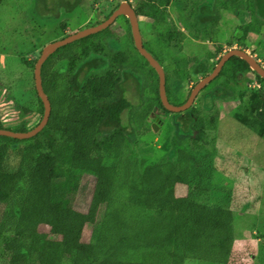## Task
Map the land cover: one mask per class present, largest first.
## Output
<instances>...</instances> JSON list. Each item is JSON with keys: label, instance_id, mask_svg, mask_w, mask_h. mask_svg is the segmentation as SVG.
<instances>
[{"label": "trees", "instance_id": "obj_1", "mask_svg": "<svg viewBox=\"0 0 264 264\" xmlns=\"http://www.w3.org/2000/svg\"><path fill=\"white\" fill-rule=\"evenodd\" d=\"M38 1L33 3L34 14ZM41 1L54 15L58 11L42 20L45 21L59 19L61 12L71 14L82 0ZM94 1L99 8H107L108 0ZM127 1L133 4L137 18L149 21L146 27L157 41L160 54L156 58L148 42L143 47L163 68L169 103L183 104L192 90L183 97L184 79L207 76L220 59V45L213 46L212 56L194 58L190 66L183 59L176 60L172 43H179L184 36L166 19L171 0ZM64 3L68 6L60 11L63 7L58 4ZM217 3L231 13L246 11L250 15V20L239 26L241 34L235 40L241 46L248 45L255 54L256 46L248 41L252 35L260 37L264 30V0ZM196 9L193 17L198 38L215 43L216 3L201 0ZM121 18L128 23L124 16ZM62 29H66L65 24ZM109 29L59 48L44 62L41 84L51 111L39 133L22 140L0 136V238L5 237L2 256L8 264H229L234 244L233 211L198 200L206 190L192 186L190 178L195 169H209L211 157L209 153L197 157L181 144L193 138L194 147L200 151L196 140L202 138L206 128L212 129V120L180 114L190 113L193 103L178 113L164 110L158 95V77L131 44L142 60L140 66L134 62V69L147 68L151 94L132 114L129 124H124L121 115L134 109L121 86L120 69L126 58L118 50L108 60L103 59L99 56L101 46L93 42L94 38L109 37ZM74 45L78 49L73 50ZM260 55L258 59L264 61V53ZM105 64L109 68L101 75H88ZM134 69L130 75L136 74ZM225 69L232 73L239 89L236 98L242 107L234 120L264 138V79L237 57H231L221 72ZM220 73L202 89L204 92L212 87V92L204 93V100L234 98L233 91L220 83ZM247 73H252L260 84L251 92L247 90ZM30 90L33 100L19 107L20 114L42 116L43 105L34 84ZM210 102L202 104L204 110L210 108ZM156 108L170 114L175 123L170 141L173 160H151L152 156L146 157L143 150L147 143L137 139L145 133L149 115ZM34 127L28 128L20 121L15 128H6L0 114V129L24 133ZM164 144L158 145L156 154L165 152ZM136 145L145 156L134 157ZM179 186L186 187L185 196L176 194ZM85 187L90 189L88 203L81 201ZM215 197L213 191L212 198ZM226 197L228 202L233 199ZM216 203L225 202L218 198ZM86 228L90 231L85 239Z\"/></svg>", "mask_w": 264, "mask_h": 264}, {"label": "rangeland", "instance_id": "obj_2", "mask_svg": "<svg viewBox=\"0 0 264 264\" xmlns=\"http://www.w3.org/2000/svg\"><path fill=\"white\" fill-rule=\"evenodd\" d=\"M48 1L50 2V0ZM200 1L171 0L166 8V19L184 36L179 43H172L174 59H183L190 66L194 58L203 59L212 56L215 44L221 47L220 56L233 48L251 54L248 45L241 46L235 40V37H239L241 34L239 26L248 22L250 15L246 11L231 13L218 4L217 0H209L210 3L212 1V4L216 3L218 17L216 42L211 43L210 39L198 38L199 32L194 26L193 15L197 11L196 6ZM41 2L39 0L38 4H35L36 14L32 13L34 0H2L0 4V114L6 128H15L20 121L25 122L28 128H32L42 118L38 114L22 116L19 107L24 104L29 105L33 100L30 89L34 84V68H31V64L39 58L43 47L82 29L94 26L97 22H102L111 8L118 6L121 2L129 3L130 1L108 0L105 5L107 8L104 9L99 8L98 3L94 0H82L71 14L61 12L63 14L60 13L59 19L45 21L42 20L48 19L50 14L54 15V12L48 11ZM56 2L58 3L60 0ZM58 5L59 8L63 7L60 11L68 6L65 3L63 6ZM48 8L50 9V6ZM57 13L58 11L55 15ZM147 22L149 21L146 19L138 18L142 41L144 44L148 42L154 46L155 49L151 48V45H147L157 58L156 54H160L157 53L159 52L156 48L158 47L157 41L146 27ZM62 24H65V30L62 29ZM128 28L127 21L118 17L110 26L109 37L93 39L94 43L101 46L99 53L101 58L108 60L112 53L118 50L126 58L120 69L121 86L125 91V97L134 107L132 111H125L121 115L122 122L127 125L132 114L138 112V107L147 99L146 95L151 94L147 68L138 71L134 69V62L138 61L140 66L142 60L132 48L133 40ZM258 40H260L259 45H256ZM229 42L232 47H229ZM248 42L256 46V53L251 55L264 68V61L258 59L261 56L260 53H264L262 48L264 46V30L260 37L252 35ZM72 49H78V45H74ZM160 58L162 59V57ZM166 63L167 61H165ZM107 68L109 66L105 64L98 70L89 71L88 75L93 73L101 75ZM133 69L136 74L132 75L131 73L130 75L129 72ZM61 70H65V65L61 67ZM109 70L115 71L112 68ZM172 70L173 68L170 69V71ZM220 76H222L220 83H225L228 89L233 91L234 98L215 99L210 102L208 99L204 100L203 97L205 92H212V87L209 86L204 92L201 90L193 101L190 113L184 111L180 114L182 113L181 115L184 117L189 114L193 118L211 119L212 127L210 128L212 129L206 128L202 138L196 140L197 145L201 147L200 151L194 147L193 138L181 139L183 140L181 144L186 152L196 153L197 157L204 156L205 153H209L211 157L210 168L195 169L194 175L192 174L190 178L192 186L198 185L206 190L198 200L204 204L222 205V207L233 211L234 244L229 264H264V138H259L253 131L234 120V114H237L242 107L240 106L241 102L236 98L239 89L229 70H223ZM246 77L250 80L247 85L248 91L251 92L259 88L260 84L252 73H247ZM197 79L200 81L203 77L187 76L184 79L183 97L199 82L196 81ZM243 99L246 100L247 96L245 95ZM204 102H210L208 110L203 109ZM151 114L153 117L149 115L147 120L149 125L145 129V133L137 139L147 143L143 150H146V157L152 156L151 160L157 162L163 157L173 160L174 155L170 141H172L176 128L172 116L157 108ZM179 121L182 122L181 119ZM152 124L156 125V132L152 130ZM163 141L166 147V149L164 148L165 152L156 154L158 145H162ZM133 150L136 159L145 156L140 150V145H136ZM106 161L108 162V157ZM198 174L201 177L197 176ZM186 190L185 186L182 188L179 186L176 189V194L185 196ZM213 191L216 194L214 199L212 198ZM89 195L90 189L86 188L81 201L88 203ZM226 195H230L233 199L228 202ZM218 198H222L225 203H216ZM89 231V228L85 229V239L88 237ZM4 238H0V264H8L6 258L1 254Z\"/></svg>", "mask_w": 264, "mask_h": 264}, {"label": "water", "instance_id": "obj_3", "mask_svg": "<svg viewBox=\"0 0 264 264\" xmlns=\"http://www.w3.org/2000/svg\"><path fill=\"white\" fill-rule=\"evenodd\" d=\"M124 16L129 23L130 31L132 35L133 45L134 48L137 50L140 56L144 58V60L148 63L149 67H151L157 77H158V95L160 103L164 110L178 113L180 111H184L187 108H189L194 99L196 98V95L209 83L211 82L219 73L221 72L224 64L231 58V57H237L241 60H243L249 68L257 74L260 78L264 79V68L249 54L244 52L243 50L239 49H231L225 52L220 59L218 60L217 64L213 68V70L205 76L202 80H200L191 90L187 100L181 104V105H173L170 104L165 91V76L164 71L161 65L158 63V61L143 47V41L139 29L138 24V18L133 10V7L130 3L121 2L114 10L113 12L108 16L107 19L104 21L82 29L76 33L70 34L63 39L51 42L43 47L39 58L36 60L34 64L33 69V78H34V87L35 91L37 93V96L42 102L43 105V115L40 120V122L35 126L33 129L27 131V132H13L6 129H0V136H5L13 139H28L34 137L37 133H39L44 126L46 125L50 111H51V105L48 100V97L44 93L42 89L41 84V67L44 64V62L48 59V57L54 53L59 48L66 46L68 44H71L75 41L81 40L83 38H86L90 35L97 34L108 27H110L116 18ZM152 130L154 132L157 131V127L155 124H152Z\"/></svg>", "mask_w": 264, "mask_h": 264}, {"label": "clouds", "instance_id": "obj_4", "mask_svg": "<svg viewBox=\"0 0 264 264\" xmlns=\"http://www.w3.org/2000/svg\"><path fill=\"white\" fill-rule=\"evenodd\" d=\"M129 3H131V1H130ZM233 49H234V48H233ZM247 54H248V53H247ZM222 55H223V54H222ZM222 55H221V56H222ZM249 55L252 56L251 54H249ZM221 56H220V57H221ZM252 57H253V56H252ZM253 58H254V57H253ZM254 59H255V58H254ZM255 60H256V59H255ZM256 61H257V60H256ZM257 62H258V61H257ZM258 63H259V62H258ZM259 64H260V63H259ZM260 65H261V64H260ZM262 68H263V67H262ZM250 70H251V69H250ZM251 71H252V70H251ZM252 72H253V71H252Z\"/></svg>", "mask_w": 264, "mask_h": 264}, {"label": "flooded vegetation", "instance_id": "obj_5", "mask_svg": "<svg viewBox=\"0 0 264 264\" xmlns=\"http://www.w3.org/2000/svg\"><path fill=\"white\" fill-rule=\"evenodd\" d=\"M152 115V117H153V114H150V116ZM152 117H150V118H152Z\"/></svg>", "mask_w": 264, "mask_h": 264}]
</instances>
